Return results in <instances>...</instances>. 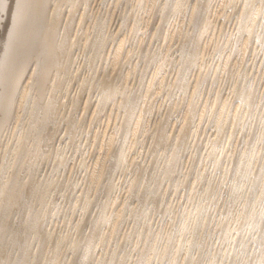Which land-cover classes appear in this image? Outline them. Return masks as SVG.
Returning <instances> with one entry per match:
<instances>
[{
    "label": "bare ground",
    "instance_id": "bare-ground-1",
    "mask_svg": "<svg viewBox=\"0 0 264 264\" xmlns=\"http://www.w3.org/2000/svg\"><path fill=\"white\" fill-rule=\"evenodd\" d=\"M0 264H264V0H0Z\"/></svg>",
    "mask_w": 264,
    "mask_h": 264
}]
</instances>
